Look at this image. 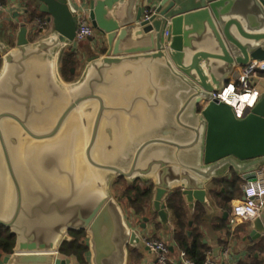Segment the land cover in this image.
Here are the masks:
<instances>
[{
  "label": "water",
  "instance_id": "1",
  "mask_svg": "<svg viewBox=\"0 0 264 264\" xmlns=\"http://www.w3.org/2000/svg\"><path fill=\"white\" fill-rule=\"evenodd\" d=\"M32 1L33 24L44 18L52 35L30 43L24 17L17 48L0 43V227L16 237L2 264H71L60 247L81 230L90 264H127L142 240L111 194L117 177L153 181L151 211L163 223L175 189L191 214L196 204L212 214L209 181L231 170L256 179L264 93L241 119L212 94L264 60V0H90L103 39L95 49L106 51L71 84L57 58L75 43L76 10L70 0ZM251 227L249 241L264 242V208Z\"/></svg>",
  "mask_w": 264,
  "mask_h": 264
},
{
  "label": "crops",
  "instance_id": "2",
  "mask_svg": "<svg viewBox=\"0 0 264 264\" xmlns=\"http://www.w3.org/2000/svg\"><path fill=\"white\" fill-rule=\"evenodd\" d=\"M0 1L3 4V9L0 10V43L3 46H9L11 49H16L20 25L23 21V18H29V14H32V12H35L37 14H39V12L35 8V4L32 0ZM34 21L35 19L30 20V23L28 24V39L30 43H35L39 39L45 38L48 35H52V24L46 23L44 29H39L38 31L39 26H35L33 24ZM43 22H46L44 18ZM91 39L93 40L92 43L88 39L83 43L75 42L72 47H62L60 57L58 56L57 58V72L63 82L71 84L72 82L79 80L84 73L85 66L88 63L89 59H91L92 56L99 54V52H95L94 49L96 47V44L102 43L103 39L101 35L95 30V35ZM84 43H87V48L83 50L82 48L86 46ZM65 50H73L75 52V58L78 62L76 66L73 67L75 71L72 72L73 68L71 69V75L74 77L71 81H67L61 72V57ZM1 53L2 50L0 49V54ZM101 54L104 55L105 53ZM2 66L3 59L0 57V70ZM253 84L257 86L261 93H264V73H261L257 77H255V79L253 80ZM201 106L202 104L199 105V107L202 109ZM232 172V170L228 171L222 177H231ZM212 181L213 180L207 183V190ZM150 182L152 183L153 181ZM112 196L115 197L113 194ZM242 196L243 189L241 197ZM208 198L213 206L214 211L212 214H207L205 209L199 204V206L204 209V215L197 218L198 221L196 222H194L196 219L195 215L197 214V209L199 208V206H197L196 204L195 212L194 214H191L188 205L186 204L189 219L190 222H192V225L190 226L194 225V229L196 230V232H199L202 235L203 244H205L209 249L207 253H211L212 257L215 258L214 250L217 248H221L219 256L216 257V259L222 261L224 264H264V252L259 251L258 249L254 251L251 250L252 247L257 245L258 242L261 241H249L248 237L252 231L251 222L239 225L235 230H232L229 226V213L232 209L234 201L238 198L232 200L230 211L223 210V207L215 201L211 194H208ZM151 200L144 216H138L128 205H126L125 203H121L122 209L127 218V224L129 225L130 229L139 232L141 240L145 237H155L166 242L170 248L173 264H183L181 252L184 251L180 249L176 241V228L173 214L169 211L168 220L166 223H163L160 217L151 211ZM226 212L228 213L227 217H225ZM145 218L149 219L148 222L144 221ZM143 225H145V228H143ZM225 250L229 251V254L227 256L223 255V252ZM256 254L257 256H255ZM87 257L90 264V253L87 254ZM71 261V264L77 263L75 258H71ZM0 264L2 263L0 262ZM127 264H158V261L155 253L151 252L143 245V243H141V246L139 247H129Z\"/></svg>",
  "mask_w": 264,
  "mask_h": 264
},
{
  "label": "trees",
  "instance_id": "3",
  "mask_svg": "<svg viewBox=\"0 0 264 264\" xmlns=\"http://www.w3.org/2000/svg\"><path fill=\"white\" fill-rule=\"evenodd\" d=\"M40 18L41 15L35 12L29 14V19L34 20ZM103 48L101 53H105ZM77 59L73 50H65L61 57V72L67 81L73 80L71 69L76 66ZM243 179L236 173L232 172L231 177H220L214 179L208 187V194H211L215 201L223 207V210L230 211L231 202L235 198L242 195ZM153 184L136 180L128 182L122 177H117L111 186V192L120 203L128 205L138 216H144L146 209L152 197ZM224 190V191H223ZM199 206V204H197ZM199 206L195 221L204 215V209ZM166 208L173 214L176 241L182 251L186 253L187 258L194 264H203L204 257L209 250L202 241V235L196 232L194 225L190 226L188 209L182 189H175L174 192L166 200ZM71 241H64L60 247V253L65 257L75 258L76 264H89L87 254L89 247L87 243L86 232L70 231ZM16 244L15 235L5 227H0V254L11 255ZM264 252V242L261 240L257 245L251 248ZM262 264V263H259Z\"/></svg>",
  "mask_w": 264,
  "mask_h": 264
},
{
  "label": "built area",
  "instance_id": "4",
  "mask_svg": "<svg viewBox=\"0 0 264 264\" xmlns=\"http://www.w3.org/2000/svg\"><path fill=\"white\" fill-rule=\"evenodd\" d=\"M70 1L76 10L78 18L75 42L83 43L95 35V29L89 19V0ZM1 9H3V4L0 1ZM152 12V10L147 11L145 19H149ZM45 25L46 22L40 21L38 31L39 29H44ZM168 35V30H166L164 37L167 38ZM239 69L240 77L238 81L230 80L227 82L222 91L212 94V99L229 104L233 108L235 116L241 119L245 116L246 111L255 107L260 99L261 91L253 84V80L259 74L264 73V60H252L249 65ZM202 103L207 105L208 101H203ZM242 189L243 196L234 201L229 213V226L232 230H235L239 225L250 223L260 216L264 208V166L256 171V179L254 181H244ZM142 243L147 249L155 253L158 264H173L170 248L166 242L155 237H145L142 239ZM228 254V250L223 252L224 256ZM181 258L183 264H194L187 258L185 252H181ZM203 264L224 263L213 258L211 253H207Z\"/></svg>",
  "mask_w": 264,
  "mask_h": 264
},
{
  "label": "rangeland",
  "instance_id": "5",
  "mask_svg": "<svg viewBox=\"0 0 264 264\" xmlns=\"http://www.w3.org/2000/svg\"><path fill=\"white\" fill-rule=\"evenodd\" d=\"M85 44V43H84ZM86 46H84V48H82L83 50L87 48V43L85 44ZM103 49L102 48H97L94 49L95 52H101ZM205 105H202L201 107L203 108Z\"/></svg>",
  "mask_w": 264,
  "mask_h": 264
},
{
  "label": "bare ground",
  "instance_id": "6",
  "mask_svg": "<svg viewBox=\"0 0 264 264\" xmlns=\"http://www.w3.org/2000/svg\"><path fill=\"white\" fill-rule=\"evenodd\" d=\"M202 105H205L204 103H202Z\"/></svg>",
  "mask_w": 264,
  "mask_h": 264
}]
</instances>
